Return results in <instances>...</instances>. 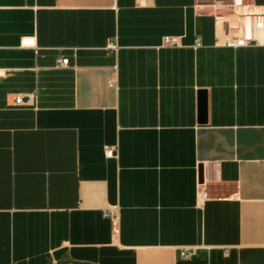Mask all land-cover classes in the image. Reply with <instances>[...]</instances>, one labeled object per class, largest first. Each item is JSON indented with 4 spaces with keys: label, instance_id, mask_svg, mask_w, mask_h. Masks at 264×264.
<instances>
[{
    "label": "crops",
    "instance_id": "obj_1",
    "mask_svg": "<svg viewBox=\"0 0 264 264\" xmlns=\"http://www.w3.org/2000/svg\"><path fill=\"white\" fill-rule=\"evenodd\" d=\"M243 27L233 0H0V264H264Z\"/></svg>",
    "mask_w": 264,
    "mask_h": 264
},
{
    "label": "built area",
    "instance_id": "obj_2",
    "mask_svg": "<svg viewBox=\"0 0 264 264\" xmlns=\"http://www.w3.org/2000/svg\"><path fill=\"white\" fill-rule=\"evenodd\" d=\"M233 6L237 15L244 20V27L240 34L232 36L226 40V46L245 47L252 43L264 44V4L260 6H250L244 4L242 0H233ZM163 44L165 46L175 47L180 45V40L177 36L169 35L163 38ZM22 45L35 46V40L34 38H24L22 40ZM196 45L200 46L201 42L198 40ZM109 47L115 48V45L110 44ZM61 64L67 65L68 59H62ZM22 101L23 98L21 96L16 98V103H21ZM106 155L109 158L114 157V148H107ZM201 187L202 185L199 184V189ZM199 194L202 198L207 197V192L202 188L200 189ZM107 215L110 217L116 230L119 225V215L112 211V209L108 210ZM181 256L187 258L190 254L183 250L181 251Z\"/></svg>",
    "mask_w": 264,
    "mask_h": 264
},
{
    "label": "water",
    "instance_id": "obj_3",
    "mask_svg": "<svg viewBox=\"0 0 264 264\" xmlns=\"http://www.w3.org/2000/svg\"><path fill=\"white\" fill-rule=\"evenodd\" d=\"M202 109L204 110V112L206 111V107H207V102H206V98L204 97V99L202 100L201 103Z\"/></svg>",
    "mask_w": 264,
    "mask_h": 264
}]
</instances>
